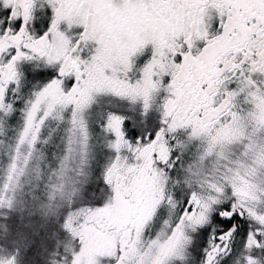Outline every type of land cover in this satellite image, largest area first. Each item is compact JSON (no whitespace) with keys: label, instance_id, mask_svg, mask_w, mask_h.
I'll return each mask as SVG.
<instances>
[{"label":"snow or ice","instance_id":"1","mask_svg":"<svg viewBox=\"0 0 264 264\" xmlns=\"http://www.w3.org/2000/svg\"><path fill=\"white\" fill-rule=\"evenodd\" d=\"M0 264H264V0H0Z\"/></svg>","mask_w":264,"mask_h":264}]
</instances>
